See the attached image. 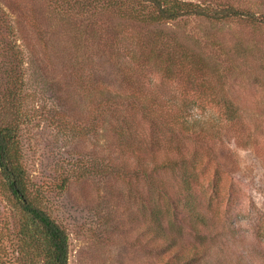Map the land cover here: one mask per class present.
Here are the masks:
<instances>
[{"label": "rangeland", "instance_id": "1", "mask_svg": "<svg viewBox=\"0 0 264 264\" xmlns=\"http://www.w3.org/2000/svg\"><path fill=\"white\" fill-rule=\"evenodd\" d=\"M55 1L0 0V124L17 112L23 115L27 173L48 213L69 233L68 264H162L149 249L148 237L139 236L148 226L149 211H138L135 188L147 199V186L133 177L127 183L100 179L101 132L73 138L77 117L70 107V48L87 56L99 47L84 41L85 29L73 27L70 6L55 10ZM186 1L229 5L264 17V0ZM172 29L183 53L207 59L199 70L186 65L172 80H162L151 66L147 76L155 95L200 103L195 110L207 131H218L198 149L204 155L199 181L207 185L217 167L221 176L219 199L209 211L202 201L210 228L221 235L206 238L208 260L200 264H217L219 258L223 264H264V27L239 19L215 23L190 18ZM17 76L23 87L18 96L13 95ZM222 101L230 102L233 111L221 107ZM78 107L88 110L89 105L78 102ZM226 113L233 119L225 120ZM215 124L218 130L211 129ZM76 165L78 175L72 176ZM8 211L0 200V216L11 222ZM184 222L183 250L200 248L189 220Z\"/></svg>", "mask_w": 264, "mask_h": 264}, {"label": "trees", "instance_id": "2", "mask_svg": "<svg viewBox=\"0 0 264 264\" xmlns=\"http://www.w3.org/2000/svg\"><path fill=\"white\" fill-rule=\"evenodd\" d=\"M64 5L70 6L73 27L88 32L84 41L99 47V52L87 56L70 48V107L77 117L72 124L73 138L101 132L100 179L127 183L133 177L147 186V199L135 188L138 211H149L148 226L139 236L144 241L148 237L149 249L162 264L207 261L210 247L205 246L206 238L221 234L210 228L202 201L209 211L219 199L221 176L217 167L207 185L199 181L201 168L204 170V155L199 150L218 131H207L206 122L195 110L200 103L160 98L147 75L151 66L161 72L162 80L175 79L186 65L192 70L202 68L207 58L201 53L191 57L183 53V43L172 29L183 20L220 23L239 19L264 27V17L229 5L186 0H56L55 10ZM76 40L81 46L80 37ZM14 84L13 95H21L18 76ZM78 102H86L88 110L75 108ZM218 104L233 111L228 101ZM224 119L233 118L226 113ZM23 125L19 112L0 124V200L9 208L11 219L0 216V264H68L69 233L48 213L39 188L27 173ZM211 129L218 130V125ZM77 169L78 165L72 176L78 175ZM185 218L201 246L188 252L180 242ZM255 236L260 237L259 228ZM217 264H223L220 258Z\"/></svg>", "mask_w": 264, "mask_h": 264}]
</instances>
